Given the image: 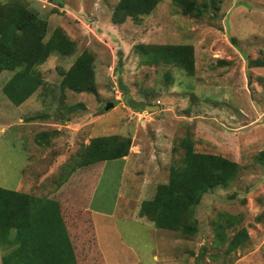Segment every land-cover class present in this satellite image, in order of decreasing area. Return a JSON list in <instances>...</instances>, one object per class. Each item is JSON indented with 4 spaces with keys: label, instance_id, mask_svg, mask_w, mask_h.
<instances>
[{
    "label": "rangeland",
    "instance_id": "obj_1",
    "mask_svg": "<svg viewBox=\"0 0 264 264\" xmlns=\"http://www.w3.org/2000/svg\"><path fill=\"white\" fill-rule=\"evenodd\" d=\"M189 1L202 13L160 0L136 23L113 19L118 0H23L46 20L43 41L60 29L76 47L35 67L40 84L19 105L3 92L13 71H1L0 187L24 183L26 192L41 181L46 193L92 137H129L127 155L106 161L91 193L105 264H264V164L254 161L264 150V67L251 63L264 57V0ZM141 44L190 46L193 74L161 64L159 54L146 58ZM85 51L95 91L76 92L61 81ZM185 137L196 151L240 165L227 186L202 195L193 235L139 214L183 156ZM1 255L0 248V264Z\"/></svg>",
    "mask_w": 264,
    "mask_h": 264
},
{
    "label": "trees",
    "instance_id": "obj_2",
    "mask_svg": "<svg viewBox=\"0 0 264 264\" xmlns=\"http://www.w3.org/2000/svg\"><path fill=\"white\" fill-rule=\"evenodd\" d=\"M159 1L118 0L113 19L123 22L130 18L138 23ZM174 1L185 14L202 13L203 8L192 1ZM46 29V20L26 7L23 0L0 3V73L13 71L3 92L15 105L39 86L37 65L51 53L70 54L76 47L60 29L43 41ZM138 48L146 58L159 54L161 64L178 67L187 75L194 72L190 46L141 44ZM91 60L89 52H82L61 84L76 92L95 91ZM251 63L264 67V57ZM180 146V161L170 165L167 182L157 184L153 196L142 200L139 214L157 228L193 235V212L202 195L227 186L237 176L240 165L221 155L196 151L189 137L182 139ZM129 147V137H92L75 165L58 177L56 190L45 196L0 187L1 264H105L88 204L105 162L127 155ZM254 161L264 164V150L255 155ZM246 235L242 230L235 240Z\"/></svg>",
    "mask_w": 264,
    "mask_h": 264
},
{
    "label": "crops",
    "instance_id": "obj_3",
    "mask_svg": "<svg viewBox=\"0 0 264 264\" xmlns=\"http://www.w3.org/2000/svg\"><path fill=\"white\" fill-rule=\"evenodd\" d=\"M105 165H106V162H105V164H104V166H103V168H102V170H101V172L103 171V169H104V167H105ZM101 172H100V175H101ZM100 175H99V177H98V180H97V183H98V181H99V179H100ZM28 179H27V181H31L32 182V177L31 176H29V177H27ZM147 179H149V178H147ZM146 180V179H145ZM59 181L60 180H57L55 183H52V188L48 191V192H46V193H44V189L42 190V187H40L39 189H37V185H39L40 183H41V181H38V183H37V185H34L33 184V182H32V184H33V187L30 189V188H27L26 190L28 191H26V193H30V194H33V195H35V193L37 192V193H41V194H43V195H36V196H45V195H47L48 193H51L53 190H56V188H57V185H58V183H59ZM146 181H148V180H146ZM150 181H152V178H150ZM25 182V181H24ZM50 183V184H51ZM53 185H54V187H53ZM24 186V183H21V187H20V189H17L18 191H22L21 189H22V187ZM94 187H96V186H94ZM94 190V189H93ZM29 191H32V192H29ZM117 197H118V195H117ZM90 201H91V198H90ZM90 201H89V204H88V206H89V210H90V212H91V214H92V218H93V223H94V229H95V235H96V238H97V244H98V246H99V249L101 250V247H100V245H99V239H98V234H97V229H96V225H95V221H94V217H93V211H92V209L90 208ZM73 207V206H72ZM103 215V217H104V214L103 213H100L99 215ZM101 252H102V254H103V251L101 250ZM103 256H104V254H103ZM105 259V258H104Z\"/></svg>",
    "mask_w": 264,
    "mask_h": 264
},
{
    "label": "water",
    "instance_id": "obj_4",
    "mask_svg": "<svg viewBox=\"0 0 264 264\" xmlns=\"http://www.w3.org/2000/svg\"><path fill=\"white\" fill-rule=\"evenodd\" d=\"M112 106H113V103H112V102H108V103L104 106V108H103L102 110H100L98 113H102V112H104L105 110L109 109V108L112 107ZM156 107L158 108V106L147 105V106H146V109L154 110Z\"/></svg>",
    "mask_w": 264,
    "mask_h": 264
}]
</instances>
